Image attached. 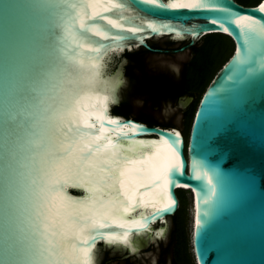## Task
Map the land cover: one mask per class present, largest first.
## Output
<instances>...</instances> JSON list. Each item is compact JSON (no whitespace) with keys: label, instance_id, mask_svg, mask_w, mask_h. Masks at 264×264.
<instances>
[{"label":"water","instance_id":"95a60500","mask_svg":"<svg viewBox=\"0 0 264 264\" xmlns=\"http://www.w3.org/2000/svg\"><path fill=\"white\" fill-rule=\"evenodd\" d=\"M81 2L0 0V237L5 248L0 258L5 264H26L30 250L39 247L37 181L57 195L61 219L69 225L90 224L93 220L82 217H93L97 227L84 233L95 237L89 241L91 264H103L120 247L132 256L139 252L135 259L157 264L151 244L168 239L181 188L194 193L197 264H264V0L255 5L199 0L204 6L196 8L170 7L175 0L155 5L116 0L123 7L104 15L124 28L98 23L109 37L123 38L92 36L105 49L99 76H73L69 83L64 69L67 57L76 52L70 5ZM96 2L106 7L112 0ZM242 17L251 19L237 23ZM142 21L154 23L157 30ZM134 26L144 31H127ZM215 32L232 37L235 50L201 97L187 151L181 128L151 125L114 111L127 76V52L141 47L160 51L149 41L165 36L188 37L189 43L178 49L182 51ZM85 92L90 96L79 109L81 123L95 127L81 131L93 140L100 136L98 145L108 149L73 153L61 176L41 181V150L34 142L47 137L56 110ZM96 93L110 96L106 105ZM191 100L189 96L181 105ZM172 234L176 237V228ZM146 238L153 243L142 253L140 241ZM63 243L88 246L71 233Z\"/></svg>","mask_w":264,"mask_h":264},{"label":"snow or ice","instance_id":"6c2138e0","mask_svg":"<svg viewBox=\"0 0 264 264\" xmlns=\"http://www.w3.org/2000/svg\"><path fill=\"white\" fill-rule=\"evenodd\" d=\"M148 2L155 5L157 0H148ZM85 6L90 11H86ZM169 6L172 8H196L204 5L200 4L199 0H189V2L172 3ZM70 7L74 11L72 23L76 30L72 32L71 39L76 52L67 57V66L64 69V73L69 83L74 82L72 80L73 76L93 80L99 76V68L101 67L99 56L105 49L101 48L98 42L93 41L92 36L114 40L123 38L109 37L107 30L98 23L99 21H107L108 25L123 29L124 25L119 20H114L104 15V13L112 11V9L122 8L123 4L112 0L108 6L101 7L96 0H82L79 5L71 4ZM261 10L264 11V8ZM250 19L242 17L237 23H247ZM142 24L153 31L157 30V26L154 23L142 21ZM127 31L135 34L144 31V28L134 26L128 28ZM81 51L85 54L91 53L95 55H80ZM96 95L100 97L105 105L110 99L109 95H101L100 93H96ZM89 96L90 94L87 92L71 96L67 101V106H61L60 109L53 113V127L49 129L47 137L34 142V146L41 150L39 153L41 181L61 176L66 170V159L71 157L73 153L89 152L91 154L90 150L99 152L108 149V145H98L97 142L101 139L100 136L93 140L87 132L81 131L82 128L95 127L92 124H82V117L79 115L82 101ZM109 144H111V141H109ZM60 153H67L68 156H61ZM76 158L78 159L79 157L77 156ZM53 182L57 181L53 179ZM34 183L37 184V195L39 197V202L35 206L34 211L36 218L39 220L41 230L37 231L39 247L30 250L32 258L26 264H91V245H89V241L94 240L95 237L90 234L84 235V233L97 227L93 217H82V219L93 220L90 224L69 225L65 220L61 219V208L58 204L57 195L51 194L50 189L42 186L39 182L34 181ZM169 206L165 205V209ZM136 224L143 226L139 221ZM99 227H107V225L100 224ZM77 231H79L80 235H76ZM69 233L75 239L88 246L65 245L63 241L69 236ZM126 235L127 233H125ZM4 250V239L0 237V253ZM0 264H5L2 258H0Z\"/></svg>","mask_w":264,"mask_h":264},{"label":"flooded vegetation","instance_id":"af4514ba","mask_svg":"<svg viewBox=\"0 0 264 264\" xmlns=\"http://www.w3.org/2000/svg\"><path fill=\"white\" fill-rule=\"evenodd\" d=\"M237 1L239 3L247 5L246 3L240 2L239 0H237ZM156 39L157 38L150 40L152 42H149V43L151 44L152 47H155L157 49H161L160 51H152V50L146 51L143 49L144 47H141L139 49L132 51V52H135L134 57H127L125 54V56L128 58V63L126 64V75L130 79L131 85H132V91H131L132 94L131 95H136V97H138L137 99L141 101L142 108L144 110L140 111L139 113L134 112L133 102L131 100H129L128 97H125V96L123 97L122 94H121L120 105L127 101L131 105V109H132L129 116H134L137 119H141L140 117H147V118L155 119L157 122H159L160 125H163L164 123H173V121L166 119V118L159 119L158 117H156L152 114V109H155L158 107H163L167 103H174V105H175L174 108L182 110V112L184 114H185V112H187L186 113L187 120H186V124H184V125L188 126V122H189L188 116H189L190 109L192 107L193 102L195 101L196 96L191 95L190 93H187V91H186L185 78L187 75H186L185 71L188 68V66L190 65V63L193 61L194 53H195V51H194L195 46L196 45L200 46L199 45L200 41L195 46L186 47L184 50H182V51H185L187 49H191L192 50V56L190 57L189 60L184 61L181 64L180 71L173 69L174 72L173 71L172 72H170V71L165 72L161 69V67L159 65H156L155 67L150 68L148 61H147L148 57H146V54H148V53H157V54L173 53V54H177L179 52H182V51H178V49L186 46L190 40L187 42H175L177 40L171 38L173 41L170 40L165 44H161V43H158L157 41H155ZM129 68H131V70L133 72V76L128 73ZM145 74L147 76H150L153 78H160L162 75L169 76L172 80V83H173L175 89H176L175 92L174 93H172V92H169V93L168 92H161V94L155 95L152 91H144V90L142 91V89H141L142 77ZM189 96L192 97L191 102L183 107L181 105V102L186 100L187 97H189ZM145 122H147V121L145 120ZM173 126L181 128L183 130V133H185L184 132V126L177 125L174 123H173ZM188 140H189V137H188ZM178 222H179V220H176L174 218L172 219L171 224L169 223L171 225V227L169 226L170 232H169L168 239L167 240L161 239L158 246H157V243L151 242L150 239H148V238H146L142 241L144 243H142L140 241V244H141L140 245L141 246L140 252L143 253V251L146 249V247L149 246V244L153 243V244H151V246L155 247V251L158 253L156 255L157 256V258H156L157 264H181V263H179V260L177 259V255H176L175 250H174V243L176 241L175 240L176 237L172 234V230L174 228H176ZM179 244L182 246V241H180ZM122 248L121 247L117 248L115 250V252H117V253L114 255L111 253H108V258L103 261V264H108L110 260H114L115 264H147L141 258L135 259L137 257V255H139V252H137L135 254V256H132L131 255L132 252L128 248H124V247H122ZM122 250H125L126 252H124V254L119 253Z\"/></svg>","mask_w":264,"mask_h":264},{"label":"trees","instance_id":"16d2710c","mask_svg":"<svg viewBox=\"0 0 264 264\" xmlns=\"http://www.w3.org/2000/svg\"><path fill=\"white\" fill-rule=\"evenodd\" d=\"M240 2L246 3L247 5H255L260 0H239ZM188 39L187 41H189ZM206 45H203L198 50V55H194L193 61L190 63L186 69L185 85L187 93L195 95V101L192 104L190 113L188 116V128L189 133L184 130L186 151L188 144V135L192 128L193 120L200 103L201 97L206 91L208 85L212 82L217 72L222 68V66L229 60L235 50V42L232 37L223 33H209L203 37ZM173 41V40H172ZM185 41V42H187ZM152 42V41H149ZM204 44V43H203ZM149 51L147 48H143ZM127 57H134L135 52H127ZM128 73L133 76L131 68H129ZM138 89V88H137ZM140 89V88H139ZM142 91H152L155 95L161 94V92H175V87L172 80L167 75H162L160 78H153L147 76L146 74L142 77L141 84ZM131 105L125 102L121 105L115 106L114 111L119 114L129 116L131 113ZM142 120H146L151 125H158L155 119L140 117ZM164 126L171 127L173 123H164ZM178 196L180 198V207L176 214L173 216L174 219L179 220L176 228L182 235L183 247L185 252V257L188 260V264H193L186 249V234H185V209H186V194L184 189H179Z\"/></svg>","mask_w":264,"mask_h":264},{"label":"rangeland","instance_id":"374dc122","mask_svg":"<svg viewBox=\"0 0 264 264\" xmlns=\"http://www.w3.org/2000/svg\"><path fill=\"white\" fill-rule=\"evenodd\" d=\"M189 38L185 39H177L175 42H185ZM203 39V38H202ZM200 40V46H195V53L194 55H198V50L197 48L202 47L203 45H206V42L204 40ZM172 41L170 37H160L157 38L155 41L161 44H165L168 41ZM204 43V44H202ZM192 56V50L187 49L185 51L179 52L177 54L173 53H166V54H157V53H148L146 54L147 61L149 64V67H155L156 65H159L161 69L165 72H174L173 69L180 71L181 64L184 61H187L190 59ZM152 57V58H151ZM150 58V59H149ZM153 59V60H152ZM156 63V64H155ZM132 85L130 79L126 76V80L124 82V85L121 88V94L123 97H128L129 100L133 102L134 106V112L139 113L140 111L144 110L142 108L141 101L138 100L136 95H131L132 94ZM124 101V100H123ZM127 102V101H126ZM175 105L174 103H167L163 107H158L155 109H152V114L159 119H169L173 121L174 124L184 126V130H186L189 133V128L188 126L184 125L186 124L187 116L182 112V110L174 108ZM189 137V135H188ZM185 190L186 194V209H185V234H186V249L187 253L190 257V260L193 264H197L196 261V256L194 252V246H193V206H192V193L189 190ZM180 193V191L178 190ZM181 239V240H180ZM182 241V235L181 233L177 230L176 228V242L174 245V250L177 255V259L179 260V263L181 264H188V260L185 257V252H184V247H183V241H182V246L179 244V242Z\"/></svg>","mask_w":264,"mask_h":264},{"label":"bare ground","instance_id":"6f19581e","mask_svg":"<svg viewBox=\"0 0 264 264\" xmlns=\"http://www.w3.org/2000/svg\"><path fill=\"white\" fill-rule=\"evenodd\" d=\"M179 2H180V0H175V3H179ZM179 186H180V187H181V186H183V187L185 186V188H186V187H187V188L189 187V186H187V185H185V184H180ZM192 202H194V193H193V192H192ZM192 206H193V203H192ZM193 223H194V219H193Z\"/></svg>","mask_w":264,"mask_h":264}]
</instances>
